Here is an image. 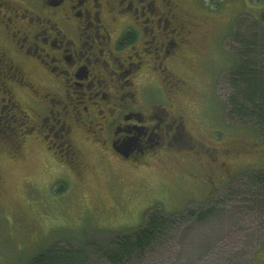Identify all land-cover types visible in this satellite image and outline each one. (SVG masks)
<instances>
[{"label": "rangeland", "instance_id": "1", "mask_svg": "<svg viewBox=\"0 0 264 264\" xmlns=\"http://www.w3.org/2000/svg\"><path fill=\"white\" fill-rule=\"evenodd\" d=\"M175 2L193 30L185 59L171 65L188 88L182 100L191 117L187 130L205 147L222 150L216 154L223 167L210 164L205 171L204 156L165 154L131 171L84 145L78 185L34 134L26 136L18 154L1 142L0 264H27L49 245L66 242L82 245L89 264H106L96 250L141 227L152 212L210 206L204 221L175 227L128 264H264V210L248 202L243 185L245 175L264 170V144L253 126L230 120L226 105V78L235 57L231 35L259 19L264 27V2ZM17 94L29 108L26 96Z\"/></svg>", "mask_w": 264, "mask_h": 264}, {"label": "flooded vegetation", "instance_id": "2", "mask_svg": "<svg viewBox=\"0 0 264 264\" xmlns=\"http://www.w3.org/2000/svg\"><path fill=\"white\" fill-rule=\"evenodd\" d=\"M192 31L175 0H0V143L18 154L34 134L78 185L84 145L131 171L165 154L223 167L171 67Z\"/></svg>", "mask_w": 264, "mask_h": 264}, {"label": "trees", "instance_id": "3", "mask_svg": "<svg viewBox=\"0 0 264 264\" xmlns=\"http://www.w3.org/2000/svg\"><path fill=\"white\" fill-rule=\"evenodd\" d=\"M261 23V19L255 20L243 28L244 32L238 28L231 35L235 57L226 78L230 89L226 105L230 120L253 126L264 144V27ZM243 185L249 190L248 202L264 210V170L245 175ZM211 210L210 206L172 214L154 211L141 227L116 235L108 246L96 250V254L106 264H128L166 238L175 227L204 221ZM27 264H89V255L82 245L52 244L32 256Z\"/></svg>", "mask_w": 264, "mask_h": 264}]
</instances>
